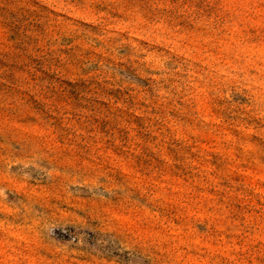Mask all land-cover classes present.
<instances>
[{
    "label": "rangeland",
    "instance_id": "374dc122",
    "mask_svg": "<svg viewBox=\"0 0 264 264\" xmlns=\"http://www.w3.org/2000/svg\"><path fill=\"white\" fill-rule=\"evenodd\" d=\"M0 264H264V0H0Z\"/></svg>",
    "mask_w": 264,
    "mask_h": 264
}]
</instances>
